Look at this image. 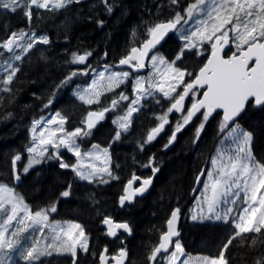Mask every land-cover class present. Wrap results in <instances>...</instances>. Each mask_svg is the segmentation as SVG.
Segmentation results:
<instances>
[{
	"label": "trees",
	"instance_id": "16d2710c",
	"mask_svg": "<svg viewBox=\"0 0 264 264\" xmlns=\"http://www.w3.org/2000/svg\"><path fill=\"white\" fill-rule=\"evenodd\" d=\"M111 2L114 5L111 14L104 10L99 0H81L79 4L60 10L33 9L31 23L20 10L12 13L0 8V41L10 32L20 29L45 34L50 39V44H37L24 54L23 60L16 62L20 71L12 84H3L5 87L0 88V182L15 188L35 211L59 199L52 218L79 222L89 235V252L84 253L78 247L76 264H100L101 255L109 257L110 264L122 248L129 254L127 264H163L165 255L157 258L156 262L149 261L148 257L166 231V222L177 207L182 215L178 240L185 252L215 256L220 246L236 231L233 218L227 222L193 221L188 214L200 188L197 175L205 166L209 167L226 133L227 129L220 131L222 115L215 114L209 118L195 144L192 137L200 123V116L177 133L176 141L165 148L174 124L181 116L168 113L171 123L152 142L145 143L150 130L158 125V117L164 115L170 105L168 98L154 91L152 96L140 101L139 111L133 113L131 118L129 131L122 132L119 140L113 139L118 130V124L113 121L124 115L131 101L136 99L135 80L141 75L129 67H117L120 59L129 54L133 47L142 45L148 38L146 29L149 26L170 19L176 11L183 15V9L195 0H180L179 6L173 5L171 0ZM97 20L104 21L102 27ZM183 43L176 32H171L158 50L163 52L166 60L171 61ZM210 49L211 44L204 43L201 48L186 50L183 64L177 61L176 66L197 69L202 62H206L205 57ZM232 49L235 50L234 44ZM85 51L92 53L86 64L71 63L72 53L83 54ZM0 52L3 53L0 58L8 55L6 50L0 49ZM196 52L203 54L194 55ZM106 65L130 75L121 87L103 95L99 103L89 106L73 91L90 85L96 79V72ZM84 70H87V75L78 74L66 86L58 87L69 73ZM142 74L147 75L146 71ZM182 87L180 85L177 92ZM4 88L11 91H3ZM121 92L128 100L121 101L116 109L106 112L104 119L92 128L87 139L88 144L98 143L110 152L113 177L117 178H111L108 183L100 179H79L71 169L60 168V160L47 158L57 152L52 145L42 163L33 166L28 173L22 172L21 164H26L30 157L27 148L37 142L33 139L34 121L59 112L66 118L68 130L85 128L88 113L110 106L106 103ZM49 99H52V103L45 107ZM192 99L190 96L187 107H190ZM238 123L253 133V155L258 162L264 163V108H247ZM141 144L144 145L142 150ZM16 154H21L22 161L13 167L12 159ZM59 156L69 164L77 161L76 156L64 147L59 149ZM153 157L158 172L144 166ZM17 173L21 176L20 180L15 179ZM133 175L153 178V185L146 196L121 205L120 197L125 194V186ZM69 183L72 194L68 198H59V192L65 190ZM105 217L129 224L131 233L120 231L112 239L103 223ZM250 238L256 239L255 246H252ZM262 239L264 229L261 233H246L242 238L237 237L226 252L230 264H255L264 257ZM105 248L107 253L104 252ZM17 264L26 262L19 261ZM37 264H73V257L67 253L53 254L41 258Z\"/></svg>",
	"mask_w": 264,
	"mask_h": 264
},
{
	"label": "snow or ice",
	"instance_id": "6c2138e0",
	"mask_svg": "<svg viewBox=\"0 0 264 264\" xmlns=\"http://www.w3.org/2000/svg\"><path fill=\"white\" fill-rule=\"evenodd\" d=\"M79 3L81 0H0V8L12 13L20 10L31 23L33 9L60 10ZM99 3L103 5L107 13L111 14L114 7L111 0H99ZM171 3L179 6L180 0H171ZM183 12L182 15L181 12L176 11L170 19L149 26L146 29L148 38L143 41L142 45L139 48L133 47L129 54L120 59V65H130L140 69L145 67L147 58L154 70L152 77L159 79L137 77L134 87V91L137 93L136 99L131 101L124 115L113 121L118 124V130L113 139L119 140L122 132L129 131L133 113L139 111L136 105H139L144 97L152 96L154 91H159L168 98L170 105L167 112L158 117L159 123L150 130L145 143L152 142L164 131L165 126L171 123L167 114L175 111L182 115L176 120L165 148L176 141L177 133L190 124L199 113L200 123L192 137L193 144H195L200 139V134L209 118L214 113L220 115L221 113L217 110H222L220 131L229 130V135L233 137L236 148L233 154L219 151L217 156L211 160L213 170L207 173L204 171L198 173L197 183H200V177L205 175L208 182L203 185V200L197 204L199 211L193 212L191 219L193 221L227 222L233 213V208L227 205H236L237 201L241 200L242 192V203L246 206L237 209L238 214L232 217L235 221L236 231L220 246L217 255L196 258L188 255L186 259H181L185 256L184 248L178 239L173 240V237H178L180 234L176 225L180 219L181 209L177 207L167 220V230L162 233L157 246L152 248L148 260L156 262L161 253H168L169 248L174 247L175 251L167 257L168 264H193L194 259L197 264H230L226 252L233 241L237 237L242 238L243 234L261 233L264 229V163L258 162L253 155V133L243 130L237 120L249 107L261 106L264 108V0H195L194 3L184 8ZM198 16L205 18L197 20L194 31H183L177 28V25H180L182 21L186 23ZM97 23L102 27L104 21L97 20ZM227 25H231V28H227ZM169 32L179 33L178 39L184 41L174 59L168 61L158 53H153L149 57V52L155 49ZM229 32L234 34L231 37V42L235 45V50L229 46L226 52L225 46H228L230 42ZM218 33L219 35H217ZM205 42L211 44L209 55L205 57L206 62H202V65L197 69L176 66L177 61L183 64L186 50L201 48ZM37 44H50V39L47 35H37L34 31L20 29L10 32L5 39L0 41V49L12 54L9 60L22 61L23 55L17 54L16 50L21 49L22 53L26 55ZM2 54L0 52V55ZM202 54L201 52L194 53V55ZM91 55L92 53L89 51H85L83 54L72 53L71 63L86 64ZM161 66H163V71ZM105 70L109 71L108 66H105ZM19 71V66L8 63L7 75L3 83L11 85ZM78 74L87 75L88 73L87 70L73 71L61 81L58 87L66 86ZM129 75V72L109 71V75L105 77L104 73H98L99 81L104 82L103 86L107 91H114ZM185 77L188 78L187 81ZM159 80L168 84L167 89ZM146 83L147 87H145ZM180 85L183 87L177 92ZM98 86H100L98 81L94 80L88 89L77 92L76 95L86 103H99V96L102 93L97 91ZM2 90L11 91L10 88ZM190 94L193 99L190 107L185 109V100ZM197 96L199 98H196ZM124 100H128V97L122 92L117 94L111 99L110 106L103 107L98 112L88 113L84 121L86 128H76L75 131L66 133L63 137H57L56 132L63 131L62 126L66 122V118L57 112L56 117L59 119L48 121L50 124L58 125L56 131L50 132L47 137H45L44 131L39 133L38 143L27 148L30 158L26 164H21L22 172L28 173L33 165L42 163L47 148L41 146L52 145L57 152L47 158L60 160L59 167L71 169L79 179L92 181L99 176L101 182L108 183L104 175H100L101 173L110 178H117L113 177L107 166V161L110 159L107 149L103 150L106 166L103 168L93 166L89 171L84 170L80 161L75 164L64 162L59 156V149L64 147L76 157H81L75 138L90 135L95 124L104 119V114L116 109L119 103ZM51 103L52 99H49L45 107ZM41 123L42 121H34V140H37L36 127ZM143 146L141 144V150ZM94 147L98 148L99 146ZM97 159H99V155H97ZM18 161H22L21 154H16L13 157V167ZM144 166L151 167L153 172L159 171V168L155 166L154 157ZM20 178V174L17 173L15 179L20 180ZM137 180H140V177L133 175L132 179L128 181L124 189L125 194L120 197L121 205L125 201L130 202L137 194L142 195L152 183L151 178L144 179L139 187L133 189V183ZM71 194L72 185L69 183L65 190L59 192V198H68ZM58 202L59 199L54 200L48 207L33 212L22 195L15 192L13 188L0 184V264H15L12 254L16 253L18 249L20 257L26 264H37L41 261V257L64 253L70 254L73 257V264H76L78 247L84 253L89 252L87 237L80 224H49V216L57 211ZM21 213L24 215L21 216ZM13 221L17 226L13 225ZM103 223L108 226V235L110 236L115 237L118 229L131 233V228L127 223H116L110 217H105ZM46 227H51L54 233L50 242L45 240L41 244L39 239H34L27 247L23 246L27 240L25 233H29V230L33 229L39 230L42 234V229ZM250 239L252 246H255L256 239ZM261 243H264V239L261 240ZM107 251L105 248L104 252L107 253ZM127 255L126 249L122 248L118 253L120 259L117 260V264H122ZM100 260L102 264H107L104 255L100 256ZM255 264H264V257L257 260Z\"/></svg>",
	"mask_w": 264,
	"mask_h": 264
},
{
	"label": "rangeland",
	"instance_id": "374dc122",
	"mask_svg": "<svg viewBox=\"0 0 264 264\" xmlns=\"http://www.w3.org/2000/svg\"><path fill=\"white\" fill-rule=\"evenodd\" d=\"M203 18H205V17H203V16H198V17H194L193 19H191V20H188L186 23L185 22H183L182 24H180V25H177V28H179V29H182L183 31H194L195 30V27L197 26V24H196V22H197V20L198 19H203ZM227 28H231V25H227L226 26ZM25 31H30V30H25ZM178 36H179V33H176ZM37 35H45V34H37ZM217 35H219V33L217 34ZM234 34L232 33V32H229V37H231V36H233ZM183 41V40H182ZM184 42V41H183ZM205 43H208V42H205ZM234 47H235V45H234ZM17 51V54H21V55H24L23 53H22V51H21V49H17L16 50ZM155 53H158L159 55H161V56H163L164 58H165V56H164V54H163V52L161 51V50H158V51H156ZM12 54L11 53H8V55H5L3 58H0V88H3V87H5L6 86V84H4L3 83V80L6 78V75H7V72H6V68H7V65H8V63H11V64H13L14 66H17V61H14V60H9V57L11 56ZM166 59V58H165ZM106 66H108V68H109V71H111V72H126V71H121V70H117V69H114L112 66H109V65H106ZM127 67H129V68H131V70H133V71H136V72H138L139 71V73L141 74L140 75V77H144V78H149V77H152V74H153V68H152V66H151V63L150 62H148V68H147V70H146V73H147V75H145V74H142V73H145V72H141L140 71V69H136V68H133V67H131L130 65H127ZM161 70L163 71V66H161ZM109 71H106L105 70V66L103 67V68H101L99 71H97L96 72V74H95V80L96 81H98V84L100 85V86H98V88H97V91H99L100 93H102L100 96H99V101L101 100V97L103 96V95H105L106 93H109V92H111V91H107L106 90V88L103 86V84H104V82H102V81H99V76H98V73H104V75H105V77H107L108 75H109ZM153 79H159V78H157V77H152ZM94 81V80H93ZM93 81L90 83V85H88L87 87H84V88H82V89H80V87H78V88H76L74 91H73V93L76 95V93L77 92H81L82 90H84V89H88L91 85H92V83H93ZM159 82L160 83H163L164 84V87L167 89V87H168V84L167 83H165L163 80H159ZM169 82H171V81H169ZM3 84L5 85V86H3ZM122 84L123 83H121L120 84V86L119 87H121L122 86ZM146 85H147V83H146ZM146 85H145V87H146ZM119 87H116L114 90H116V89H118ZM158 93L160 94V95H163L162 93H160L159 91H158ZM77 96V95H76ZM78 97V96H77ZM146 97H148V96H146ZM145 97V98H146ZM94 98V97H93ZM82 101V100H81ZM84 102V101H83ZM84 103H86V102H84ZM87 105H89V106H93L94 104H96V103H92V104H89V103H86ZM106 104H111V102H109V103H106ZM91 111H95V112H98L99 110H97V109H93V110H91ZM90 111V112H91ZM56 113L57 112H53V113H51V114H48V115H46V116H44V117H42L41 119H39V120H37V121H42V123L38 126V127H36V136H37V142H36V144L38 143V138H39V133L41 132V130H42V127H44V126H46V128H47V131H46V133L49 135V133L50 132H53V131H56V129H57V127H58V125L57 124H50V123H48V121L49 120H52V119H56V120H58L59 118L58 117H56ZM180 115H182V114H180ZM62 116V115H61ZM88 116V115H87ZM104 116H105V114H104ZM167 116H168V114H167ZM64 117V116H63ZM168 118V120H170L169 119V117H167ZM67 120H66V122L63 124V131H60V132H56V136L57 137H63V136H65L66 135V133H69V132H73V131H75V130H68L67 129ZM243 130H245L242 126H240ZM79 128H82V127H79ZM85 128H86V124H85ZM92 130V129H91ZM246 131V130H245ZM91 135V134H90ZM90 135H88V136H79V137H76L75 138V142H76V144L79 146V150H80V152H81V157H76L77 158V161L75 162V163H77L78 161H80L81 162V164H82V167L84 168V170L85 171H89V170H91V168L94 166L95 168H103V167H105L106 165H105V156H104V154H103V150H104V148L100 145V144H98V143H90V144H88V138L90 137ZM35 144V145H36ZM49 146H51V145H46V146H41V147H46L47 148V150L49 149ZM94 146H99L98 148H96V147H94ZM235 148H236V144H235V142H234V140H233V137L231 136V135H229V130L227 129L226 130V133H225V135H224V138H223V140L219 143V145H218V147H217V149H216V152H215V154L212 156V159L213 158H215L216 156H217V154H218V152L219 151H224L226 154H233L234 153V151H235ZM72 153V152H71ZM89 153H91V155H88ZM46 154V153H45ZM73 154V153H72ZM97 155H99V159H97ZM108 155H109V157H110V159L107 161V166H108V168H109V170L112 172V174H113V168H112V156H111V154H110V152H108ZM30 158V157H29ZM211 159V160H212ZM74 163V164H75ZM35 165H37V164H35ZM35 165H33V166H35ZM213 170V168H212V164H211V161H210V163H209V167H208V170H207V172H210V171H212ZM100 175H104V177H105V179H107V180H110L111 178L110 177H108L106 174H104V173H101ZM95 179H100L99 178V176H97ZM95 179H93V180H95ZM208 181H207V176L205 175V178H204V180H203V183L201 184V186H200V188H199V190H198V194H197V198H196V201H195V203H194V205L192 206V208H191V210H190V212H189V214H188V218L190 219V220H192L191 219V216H192V214H193V212H198L199 211V209L197 208V204H198V202H200V201H202L203 200V196H202V193H203V185L205 184V183H207ZM0 184H4V185H7L8 187H11L9 184H7V183H3V182H0ZM11 188H13V187H11ZM14 190H15V188H13ZM16 192V191H15ZM18 193V192H17ZM25 200V199H24ZM242 201H243V193L241 192V200H239V201H237V203H236V205H227L228 207H232L233 208V213L231 214V216H230V218H232V217H234V216H236L238 213H237V209H240V208H243V207H245L246 205H244L243 203H242ZM25 202L27 203V201L25 200ZM28 204V203H27ZM29 205V204H28ZM29 207H30V209L32 210V208H31V206L29 205ZM205 210H206V206H205ZM33 212H35V210H32ZM37 211V210H36ZM21 216H23L24 214L23 213H21L20 214ZM229 218V219H230ZM197 221H199V220H197ZM207 221H216V220H207ZM55 223H59V224H61V225H66L67 223H78V224H80L79 222H76V221H71V220H65V221H60V220H54L53 218H52V213L50 214V216H49V224L51 225V224H55ZM234 223H235V221H234ZM13 225L14 226H17L16 225V222L15 221H13ZM81 226H82V224H80ZM83 227V226H82ZM84 229V228H83ZM10 231L12 230V229H9ZM84 232H85V230H84ZM25 236H27V240L25 241V243H24V247H27L28 245H30L31 243H32V241L34 240V239H39L40 241H41V244H43L44 242H45V240H47V241H51V239H52V237H53V235H54V233L52 232V230H51V227H46V228H43L42 229V234H41V232L39 231V230H33V229H30L29 230V233H25L24 234ZM85 235H86V237H87V241H88V245H89V241H90V239H89V235L85 232ZM180 241V240H179ZM180 243H181V241H180ZM181 245H182V243H181ZM19 249L17 250V252L16 253H14V254H12V259L15 261V264H17L19 261H24L21 257H20V255H19ZM173 251H175V249H173ZM172 251V252H173ZM185 251V250H184ZM65 254V253H64ZM171 254V252L170 253H168V254H166L165 256H164V258H163V264H168V260H167V257L169 256ZM188 255H191L193 258H196V257H202V256H204V255H194V254H188V253H186L185 252V256H183V257H181V259H186L187 258V256ZM41 258H43V257H41ZM25 262V261H24ZM193 264H197V261L194 259L193 260Z\"/></svg>",
	"mask_w": 264,
	"mask_h": 264
},
{
	"label": "water",
	"instance_id": "95a60500",
	"mask_svg": "<svg viewBox=\"0 0 264 264\" xmlns=\"http://www.w3.org/2000/svg\"><path fill=\"white\" fill-rule=\"evenodd\" d=\"M170 33H171V32L168 33V35L165 37V39L162 40V41L160 42V44L156 46L155 49H153L152 51L149 52V57H150L151 55H153V53H155L158 49H160V48L162 47V45L164 44V42L166 41V39L169 37ZM229 46L233 47V43L231 42V37H230L229 45H228V46H225V49H224V50H225L226 52L228 51V47H229ZM148 62H149V60L146 58V59H145V67H144V68H141L142 71H146ZM124 66H127V65H120V64H119L117 67L121 68V67H124ZM200 91H203V90H200ZM190 96H191V94H190ZM190 96H189L188 98H186V100H185V104H184L185 109L188 108V107H187V103H188V100H189ZM258 107H259V108H262L261 106H258ZM217 111L220 112L221 115H222V110H217ZM91 112H95V111H91ZM172 113L175 114V115H179V114H181V113H177V112H175V111H173ZM215 114H216V113H214L213 116H214ZM242 114H243V113H242ZM242 114H241V115H242ZM199 116H200V115H199V113H198L197 116H195V117L193 118L192 121H194L195 119H197ZM213 116H212V117H213ZM93 119H95V118H93ZM238 119H239V117L237 118V120H238ZM167 126H168V125L165 126V129H166ZM165 129H164V130H165ZM161 133H162V132H161ZM161 133H160V134H161ZM207 169H208V165L205 166V168H204L203 171L206 173V172H207ZM137 177H140V180H137V181H135V182L133 183V189H135L136 187H139V186L142 184V181H143L144 179H148V178H143V177H141V176H137ZM204 178H205V176L200 177V183H199V185H201V184L203 183ZM151 179H152V183H151V185L148 186L147 190H146L142 195H141V194H137V195H135V196L133 197V199H132L130 202L134 201V200H135L136 198H138V197H144V196H146V195L149 193V191H150V189H151V187H152V185H153V178H151ZM126 186H127V185H126ZM126 186H125V188H126ZM125 202H129V201H125ZM181 218H182V215H181V213H180V219L178 220L177 225H176L177 230L179 231V233H180V223H181ZM111 219H112V218H111ZM112 220H113L114 222H116V223H120V222L115 221L114 219H112ZM104 226H105V228H106V230H107V233H108V226L105 225V224H104ZM166 230H167V229H166ZM120 231H124V230H123V229H118V230H117V235H116L115 237L110 236V235H109V236H110L112 239H115V238L118 236V234H119ZM179 237H180V234H179L178 237H173V240L175 241V240L179 239ZM160 240H161V238H160ZM159 242H160V241H159ZM173 249H174V247H170L168 253H170ZM126 251H127V250H126ZM127 253H128V251H127ZM168 253H161L157 258H160L162 255H165V254H168ZM104 256L106 257V262H107V264H109V261H110L109 257H107L106 255H104ZM118 259H120V258H119L118 255H116V256H115V259H112V263H111V264H117V260H118ZM128 259H129V254H128L127 257L122 261V264H127V263H128ZM100 264H102V262H100Z\"/></svg>",
	"mask_w": 264,
	"mask_h": 264
},
{
	"label": "built area",
	"instance_id": "2783aa9c",
	"mask_svg": "<svg viewBox=\"0 0 264 264\" xmlns=\"http://www.w3.org/2000/svg\"><path fill=\"white\" fill-rule=\"evenodd\" d=\"M45 129H47V128L44 126V127H42V130H41V131H44V133H45V137H47L48 134L46 133Z\"/></svg>",
	"mask_w": 264,
	"mask_h": 264
},
{
	"label": "flooded vegetation",
	"instance_id": "af4514ba",
	"mask_svg": "<svg viewBox=\"0 0 264 264\" xmlns=\"http://www.w3.org/2000/svg\"><path fill=\"white\" fill-rule=\"evenodd\" d=\"M99 121H101V120H99ZM99 121H98V122H99ZM98 122H97V123H98ZM97 123H96V124H97ZM96 124H95V125H96ZM111 263H112V262H111ZM111 263H110V264H111Z\"/></svg>",
	"mask_w": 264,
	"mask_h": 264
}]
</instances>
